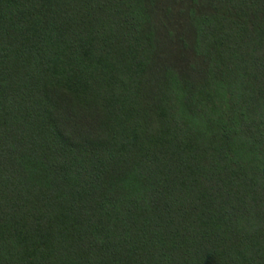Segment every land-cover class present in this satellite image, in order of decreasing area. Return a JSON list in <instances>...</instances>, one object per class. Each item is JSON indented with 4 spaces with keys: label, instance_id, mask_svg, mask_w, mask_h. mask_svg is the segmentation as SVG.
<instances>
[{
    "label": "trees",
    "instance_id": "16d2710c",
    "mask_svg": "<svg viewBox=\"0 0 264 264\" xmlns=\"http://www.w3.org/2000/svg\"><path fill=\"white\" fill-rule=\"evenodd\" d=\"M0 264H264V0H0Z\"/></svg>",
    "mask_w": 264,
    "mask_h": 264
},
{
    "label": "rangeland",
    "instance_id": "374dc122",
    "mask_svg": "<svg viewBox=\"0 0 264 264\" xmlns=\"http://www.w3.org/2000/svg\"><path fill=\"white\" fill-rule=\"evenodd\" d=\"M168 47H169V49H172V48H173V46H171L170 43H168ZM168 58H169V57H168ZM171 60H174V57H173V56L171 57Z\"/></svg>",
    "mask_w": 264,
    "mask_h": 264
}]
</instances>
